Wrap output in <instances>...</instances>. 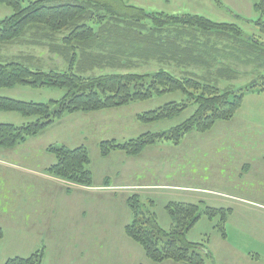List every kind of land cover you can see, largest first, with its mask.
<instances>
[{"label": "rangeland", "instance_id": "obj_1", "mask_svg": "<svg viewBox=\"0 0 264 264\" xmlns=\"http://www.w3.org/2000/svg\"><path fill=\"white\" fill-rule=\"evenodd\" d=\"M22 1L26 4L27 0ZM128 2L149 11L201 14L217 22L238 24L245 35H253L264 42V34L253 23L258 18L251 6L256 0ZM10 14L9 7L0 5V20ZM2 52L7 56L30 53L41 58L48 67H65L58 56L43 48L16 44L5 46ZM238 67L242 77L231 83L221 82V87L227 84L234 88L247 86L264 73V67L259 70L255 64H238ZM159 68L177 73L172 67L157 62L138 71L154 72ZM191 69L203 73L201 69ZM0 94L42 103L62 97L64 91L18 85L1 89ZM180 98L181 94H169L117 110H120L121 118L128 119L131 114ZM236 111L231 119L218 120L206 132L185 134L178 145L168 141L155 143V148L152 147L154 144L148 145L137 156H131L133 163L126 165L120 155L107 157L99 152L101 140L110 139L117 132L101 129L85 140V131L83 134L78 125L86 124L74 117L78 114L66 115L61 122L18 146L0 147V264L9 257H25L38 249H44L42 264H172L170 260H149L142 247L123 231L130 222V209L126 205L129 195H136L144 209L154 212L164 229L172 223L165 207L170 201L198 204L201 210L209 206L230 209L224 224L225 237H221L216 228L220 216L208 219L201 215L187 238L205 245L202 251L210 253V257H205V264H264V91L245 93ZM191 112L192 108H189L177 118L157 123L144 124L137 118L133 122L129 120L130 127L126 126L118 139L124 141V138L136 137L147 130L168 129ZM31 119L15 112L0 111V123L19 126ZM124 133H127L126 137ZM55 143L70 148L80 143L86 145L90 157L88 168L93 175L91 185L79 186L47 172L55 158L46 147ZM250 163L254 170L244 176ZM127 170L129 180L114 174H123ZM104 174H114L110 186L126 182L135 186L106 189L102 186L104 179H99ZM240 174H243L242 179L238 177ZM138 184L144 186H136ZM95 185L102 186L103 191H89L88 188H95ZM176 185L200 189L179 190ZM81 210L86 213L83 218ZM70 214L74 218L68 223Z\"/></svg>", "mask_w": 264, "mask_h": 264}, {"label": "trees", "instance_id": "obj_2", "mask_svg": "<svg viewBox=\"0 0 264 264\" xmlns=\"http://www.w3.org/2000/svg\"><path fill=\"white\" fill-rule=\"evenodd\" d=\"M0 0L11 14L0 20V90L18 85L34 89L57 88L62 97L47 102L24 101L0 94V111H11L31 121L0 123V147L9 149L61 122L66 115L119 108L148 99L181 94L154 109L136 113L139 122L157 123L192 114L159 131L147 130L123 142L103 139L101 156L119 150L137 156L148 145L168 141L178 145L189 132H206L218 120L228 121L239 109L245 93L264 91V73L247 86L221 87V82L240 79V65L264 67V42L245 35L238 24L217 22L198 14L149 11L128 0ZM253 22L264 34V0H256ZM236 16H239L238 14ZM250 21V20H249ZM43 48L58 56L65 67H48L30 53L7 56L8 45ZM172 67L141 73L150 63ZM191 68L203 70L199 74ZM54 156L47 172L77 185L89 186L92 171L85 144L68 147L50 144ZM130 222L125 234L142 247L152 262L205 264V245L187 238L201 215L220 216L216 228L225 237L224 224L230 209L170 201L165 207L172 223L159 225L154 212L144 209L136 195H129ZM2 229L0 227V238ZM44 249L13 256L3 264H42Z\"/></svg>", "mask_w": 264, "mask_h": 264}, {"label": "crops", "instance_id": "obj_3", "mask_svg": "<svg viewBox=\"0 0 264 264\" xmlns=\"http://www.w3.org/2000/svg\"><path fill=\"white\" fill-rule=\"evenodd\" d=\"M254 3V2H253ZM252 3V5H253ZM251 5V6H252ZM252 9H253V6H252ZM254 11V9H253ZM255 12V11H254ZM133 105V104H131ZM131 105H126L127 106H131ZM117 109H120V108H112V109H104V110H100V111H94V112H88V113H83V112H77L75 114H78L77 116H74L76 119L77 117L79 118L80 121H82L81 123H85L86 125L85 126H82L81 127V124L78 125V127L82 130H80L83 134H84V131H85V140L88 139V137L94 135V133L98 132L99 130L101 129H110L113 133V132H117L116 136L114 135L112 138L110 139H116L119 141L118 138L121 139V137H119L118 135L124 130V128L126 126L130 127L129 126V120L132 122L136 119V113L135 115L134 114H131V116L128 117V119L126 118H121L119 115H120V110H117ZM116 113V114H114ZM74 115V114H72ZM72 117V118H74ZM88 121H90L89 123H87ZM136 121V120H135ZM136 127H133L132 129H135ZM119 132V133H118ZM130 133V132H129ZM189 135V134H188ZM188 135L186 137H188ZM124 137L127 136V133H124L123 135ZM135 137V136H133ZM128 138H132V137H128ZM128 138H124V141ZM103 140V139H102ZM120 142H123V141H120ZM183 144V143H182ZM155 148V144L154 146H152ZM157 152V151H156ZM122 151H119V150H116V151H113L112 153H110L108 156H112L114 154H117V155H120L124 158V162H125V165L126 163H130L132 164L133 162H131V156L127 155L126 153H124ZM154 156V155H153ZM155 158V156H154ZM254 168H253V165L252 163L249 164V168L247 170H245L246 172H244V176H246L245 173H249L251 174L253 172ZM128 172V170L126 172H123V174H121L120 172L118 173H114V174H117L116 177L121 179L122 180H129L128 177L129 175H127L126 173ZM114 174H104L103 177H99V179H104V184L102 185L104 188L106 189H113V190H116V189H127L128 187L130 186H133L134 184L133 183H129V182H126V184L124 183H120V184H115L114 186H110L111 185V182L114 180L112 179L111 180V175H114ZM132 174H130L131 176ZM239 178L242 179L243 177V174L241 175H238ZM110 178V179H109ZM96 187L95 188H88L89 191H103V187L102 186H97L95 185ZM135 186V185H134ZM136 186H144V185H136ZM148 187V186H146ZM175 188L179 189V190H185V189H190V190H196V189H200L198 186L196 188H193V187H183V186H175ZM66 212V211H65ZM71 217L70 219H68V223H70V220H72L74 218V216L72 214H70ZM82 215V218L86 215V213L84 211L81 210V214L80 216ZM66 221V222H67ZM173 264V262H171ZM177 264V263H176Z\"/></svg>", "mask_w": 264, "mask_h": 264}]
</instances>
